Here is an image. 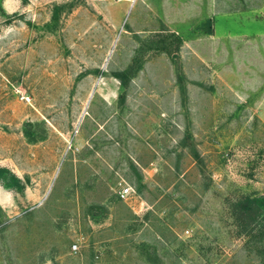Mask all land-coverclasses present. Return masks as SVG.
<instances>
[{
    "label": "rangeland",
    "instance_id": "rangeland-1",
    "mask_svg": "<svg viewBox=\"0 0 264 264\" xmlns=\"http://www.w3.org/2000/svg\"><path fill=\"white\" fill-rule=\"evenodd\" d=\"M0 166V264H264V0H0Z\"/></svg>",
    "mask_w": 264,
    "mask_h": 264
},
{
    "label": "built area",
    "instance_id": "built-area-1",
    "mask_svg": "<svg viewBox=\"0 0 264 264\" xmlns=\"http://www.w3.org/2000/svg\"><path fill=\"white\" fill-rule=\"evenodd\" d=\"M117 196L129 204L137 202L140 205L139 210H141L145 204V201L140 198L134 186L129 183H124L119 186L117 189ZM77 247V243L72 244L73 250H76Z\"/></svg>",
    "mask_w": 264,
    "mask_h": 264
},
{
    "label": "trees",
    "instance_id": "trees-1",
    "mask_svg": "<svg viewBox=\"0 0 264 264\" xmlns=\"http://www.w3.org/2000/svg\"><path fill=\"white\" fill-rule=\"evenodd\" d=\"M208 32H210V29L208 30ZM6 169L7 168H5L4 166H0V175H1V173L2 172H4V171H6ZM248 199L246 200V202H245V204H246V206H245V204L243 203V204H241V205H244L245 206V210H247L248 211V209H247V207L249 208V206H251L252 204L254 205V203H257V202H259V200L257 199V198H249V197H247ZM252 205V206H253Z\"/></svg>",
    "mask_w": 264,
    "mask_h": 264
},
{
    "label": "crops",
    "instance_id": "crops-1",
    "mask_svg": "<svg viewBox=\"0 0 264 264\" xmlns=\"http://www.w3.org/2000/svg\"><path fill=\"white\" fill-rule=\"evenodd\" d=\"M0 193H1L2 197H3V199L5 200L6 197H7V194L6 193H3V192H0Z\"/></svg>",
    "mask_w": 264,
    "mask_h": 264
}]
</instances>
